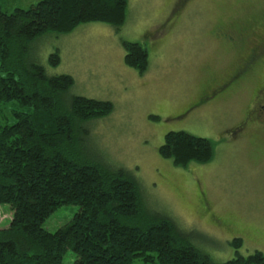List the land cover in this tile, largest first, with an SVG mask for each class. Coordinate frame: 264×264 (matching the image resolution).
<instances>
[{
  "label": "rangeland",
  "instance_id": "obj_1",
  "mask_svg": "<svg viewBox=\"0 0 264 264\" xmlns=\"http://www.w3.org/2000/svg\"><path fill=\"white\" fill-rule=\"evenodd\" d=\"M41 1L1 0L0 6L12 13ZM241 31L239 48L223 38ZM255 36H264V0H129L120 30L89 23L34 45L49 75L74 79L75 95L113 104L110 116L89 125V151L131 172L147 207L174 220L216 264L237 254H264V130L249 124L241 137L230 133L254 105L264 65L213 104L187 111L230 78ZM124 43L147 49L145 73L127 66ZM56 52L60 65L53 67L50 56ZM20 110L15 103L0 105V126L15 124L13 112ZM171 132L211 141L213 161L177 167L163 158L160 148ZM78 211L73 205L59 208L45 229L55 233ZM12 217L10 206L0 205V229ZM74 261L69 251L64 264Z\"/></svg>",
  "mask_w": 264,
  "mask_h": 264
},
{
  "label": "trees",
  "instance_id": "obj_2",
  "mask_svg": "<svg viewBox=\"0 0 264 264\" xmlns=\"http://www.w3.org/2000/svg\"><path fill=\"white\" fill-rule=\"evenodd\" d=\"M128 12L129 0H43L12 13L0 6V105L21 109L15 124L0 126V205L13 212L0 229V264H64L69 251L73 264H216L174 220L147 207L131 172L89 151V125L110 116L113 104L75 95L74 79L49 75L34 52L47 35L81 25L120 30ZM124 47L127 66L145 73L147 49ZM50 63L60 65L59 52ZM160 154L177 167L206 165L215 155L211 141L183 132L168 133ZM71 205L79 211L66 225L45 229L56 210ZM222 264H264V254Z\"/></svg>",
  "mask_w": 264,
  "mask_h": 264
},
{
  "label": "flooded vegetation",
  "instance_id": "obj_3",
  "mask_svg": "<svg viewBox=\"0 0 264 264\" xmlns=\"http://www.w3.org/2000/svg\"><path fill=\"white\" fill-rule=\"evenodd\" d=\"M223 38L232 42L237 48L241 46L240 41L242 38H240V33L232 35L223 33ZM248 44L249 47L247 46V56L237 66L230 78L225 83L211 88L203 93L198 98V101L187 111V113H190L199 107L206 106L210 102L213 104L228 93L229 89H231L229 87H234L241 80L250 76L255 77L258 74V69L264 65V36H255ZM260 86L261 87L257 90L255 95L254 105L251 106L249 112L243 117V120L230 131V133L236 137H241L249 124L258 125L259 128L257 129L264 130V116L262 117V115H264V104L261 103L264 102V78ZM256 109L259 112L258 115H255Z\"/></svg>",
  "mask_w": 264,
  "mask_h": 264
}]
</instances>
